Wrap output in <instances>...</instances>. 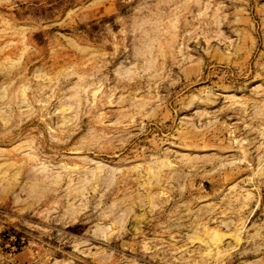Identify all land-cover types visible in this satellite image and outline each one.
I'll list each match as a JSON object with an SVG mask.
<instances>
[{
  "label": "rangeland",
  "instance_id": "374dc122",
  "mask_svg": "<svg viewBox=\"0 0 264 264\" xmlns=\"http://www.w3.org/2000/svg\"><path fill=\"white\" fill-rule=\"evenodd\" d=\"M0 264H264V0H0Z\"/></svg>",
  "mask_w": 264,
  "mask_h": 264
}]
</instances>
